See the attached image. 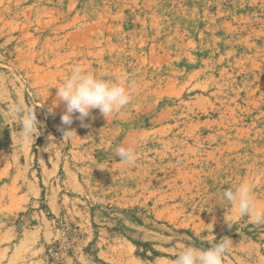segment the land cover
<instances>
[{"label": "rangeland", "instance_id": "rangeland-1", "mask_svg": "<svg viewBox=\"0 0 264 264\" xmlns=\"http://www.w3.org/2000/svg\"><path fill=\"white\" fill-rule=\"evenodd\" d=\"M77 65L131 102L63 124ZM241 181L264 207V0H0V264H171L224 237L223 264H264V224L222 196Z\"/></svg>", "mask_w": 264, "mask_h": 264}, {"label": "clouds", "instance_id": "clouds-1", "mask_svg": "<svg viewBox=\"0 0 264 264\" xmlns=\"http://www.w3.org/2000/svg\"><path fill=\"white\" fill-rule=\"evenodd\" d=\"M55 88L57 89L56 100L53 103L54 105L64 104L65 111L61 115V121L65 125H71L73 114H78L77 118L83 121L93 109H98L107 120L132 100V95L123 82L97 77L79 65L74 66ZM12 112L13 114L22 113L20 121L22 131L20 132L23 142H30L40 134L34 109L20 105L14 106ZM116 156L120 158V162L129 166H133L137 160L134 147H119ZM222 196L232 206L233 220L249 217L257 224H264V207L257 203L251 183L241 181L234 189L225 190ZM232 247L233 242L228 237L220 239L218 243H213L206 249L183 245L174 254L171 264H223L225 256Z\"/></svg>", "mask_w": 264, "mask_h": 264}]
</instances>
